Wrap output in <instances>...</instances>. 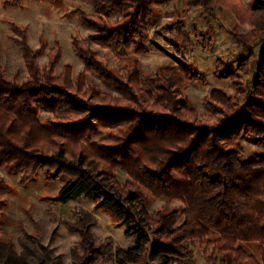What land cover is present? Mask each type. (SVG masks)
Instances as JSON below:
<instances>
[{"label": "trees", "instance_id": "obj_1", "mask_svg": "<svg viewBox=\"0 0 264 264\" xmlns=\"http://www.w3.org/2000/svg\"><path fill=\"white\" fill-rule=\"evenodd\" d=\"M90 1L94 13L79 10V15L92 34L83 41L73 39L84 64L76 76L69 65L56 75L60 46L41 64L46 45L31 48L25 31L13 24L26 77L8 80L0 63V170L22 172L23 184L39 171L50 182L64 178L58 202L86 195L124 222L127 235H137L135 246L125 250L114 249L109 237L103 252L92 233L97 218L76 211L64 223L80 238L72 264H96L104 255L116 264H183L193 260L192 244L197 241L206 264H264V156L245 159L239 142L252 137L264 145V0H255L252 10H244L239 0H193L192 8L211 14L226 6L241 24L253 27L249 34L233 36L249 52L239 64L240 73L216 74L233 78L234 93L214 90L206 99L208 111L224 117L217 128L202 124L181 94L187 68L183 75L165 68L142 78L138 62L123 72L98 56L95 47L135 46V39L144 35L141 24L153 15L154 0ZM21 2L8 0L5 6ZM115 12L122 17L111 21ZM252 65L257 74L254 98L236 110L240 103L235 97L245 94L239 75L249 76ZM88 74H95L116 95L90 86ZM42 113L50 115L45 124ZM118 171L127 175L122 183ZM9 191L0 177V198ZM148 194L179 201L183 208L152 216ZM4 209L0 199V223ZM245 244L257 245L259 254L248 252ZM21 248L17 253L13 243H0V264H65L39 238L25 237Z\"/></svg>", "mask_w": 264, "mask_h": 264}, {"label": "rangeland", "instance_id": "obj_2", "mask_svg": "<svg viewBox=\"0 0 264 264\" xmlns=\"http://www.w3.org/2000/svg\"><path fill=\"white\" fill-rule=\"evenodd\" d=\"M7 1L0 0V63L7 70L8 80L22 81L26 77L22 47L19 37L14 33L13 24L25 31L31 48L38 49L41 42L46 45L45 53L39 59L41 64L47 62L50 50L60 46L61 59L56 66L57 76L66 65L72 67L74 76L83 71L84 64L73 47V39L83 41L92 34L82 25L79 15V10L87 15L94 13L90 0H61L58 3L22 0L19 5L5 6ZM254 3L255 0H239L244 10H252ZM192 4L193 0H154L153 15L141 24L144 35L135 39V46L130 49H95L101 60L123 72L132 67L134 62H138L142 78L156 76L165 68L177 69L183 75V69L187 68V76L184 74L186 83L181 94L189 99V109L198 113L202 124L217 128L224 117H214L208 111L206 99L214 90L234 93L233 78H219L216 74L223 70L226 73H240L239 64L248 58L249 52L233 36L249 34L253 27L241 24L226 6L216 8L211 14L203 8H192ZM121 17L122 14L115 12L110 19L116 21ZM184 31L191 40L188 37L184 39ZM140 48L144 52L139 54L137 50ZM256 77L254 67L249 76L239 75L245 94L235 97L240 103L235 107L236 110L243 102L254 98L252 91ZM87 80L98 91L116 95L113 88L95 74H88ZM49 117V114L42 113L40 120L45 124ZM104 135L105 133L96 139ZM239 142L244 149L245 159L264 156V145H257L252 137H242ZM22 175V172L9 174L0 170V177L10 186V191L0 198L5 205L1 215L3 234L0 243L11 242L17 253H21V241L28 236L36 237L65 264H72V250L79 245L80 238L72 234L64 223L72 220L74 212L84 210L98 220L92 233L96 245L103 247V252L106 251V239L109 237L113 239L114 249L125 250L135 246L137 235H127L128 229L124 222L101 203H94L86 195L66 204L58 202L57 195L65 183L64 178L50 182L46 174L39 171L32 181L23 184ZM116 177L122 183L127 175L118 171ZM147 205L152 216L159 211L170 212L183 208L179 201L150 194L147 195ZM244 247L252 254H259L257 245L245 244ZM192 248L193 260L183 264H206L203 246L197 241L192 244ZM96 264L116 263L108 255H104L99 257Z\"/></svg>", "mask_w": 264, "mask_h": 264}, {"label": "water", "instance_id": "obj_3", "mask_svg": "<svg viewBox=\"0 0 264 264\" xmlns=\"http://www.w3.org/2000/svg\"><path fill=\"white\" fill-rule=\"evenodd\" d=\"M169 28H171V26Z\"/></svg>", "mask_w": 264, "mask_h": 264}]
</instances>
